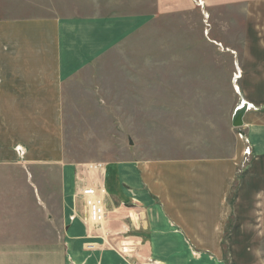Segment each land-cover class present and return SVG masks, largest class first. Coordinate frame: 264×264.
Returning a JSON list of instances; mask_svg holds the SVG:
<instances>
[{"label": "rangeland", "instance_id": "1", "mask_svg": "<svg viewBox=\"0 0 264 264\" xmlns=\"http://www.w3.org/2000/svg\"><path fill=\"white\" fill-rule=\"evenodd\" d=\"M249 1L0 0V19L61 26L62 156L57 164L25 165L24 150L15 147L19 163L0 168V229L20 234L9 240L22 246L26 264L64 251L67 207L85 237L108 242L111 226L90 225L82 198L83 189L104 187L93 174L103 165L221 160L236 164L226 232L238 224L234 213L243 227L261 231H245L238 253L221 247L223 261L264 264V155L245 127H232L244 102L264 99L242 87L250 31L258 36L264 28ZM252 214L259 220L250 222ZM122 242L128 257L130 239Z\"/></svg>", "mask_w": 264, "mask_h": 264}, {"label": "crops", "instance_id": "2", "mask_svg": "<svg viewBox=\"0 0 264 264\" xmlns=\"http://www.w3.org/2000/svg\"><path fill=\"white\" fill-rule=\"evenodd\" d=\"M248 4L264 20V0ZM60 27L49 19H0L1 169L17 164L15 147L24 150L25 165L57 164L62 156ZM260 30L264 33V28ZM262 32L255 36L250 31L241 58L243 92L264 93ZM244 104L249 110L244 113L242 127L253 149L263 156L264 99L250 97ZM253 136L261 141L254 142ZM235 167V162L222 160L103 165L93 174L107 192L105 224L111 226L112 233L108 242L96 240L98 244L91 233L85 237L82 224L70 217L72 210L67 207L64 214L71 227L61 246L64 251L49 256L44 264H141L146 260L155 264H227L221 247L226 245L227 252L238 253V240H245V231L261 235L257 225L243 227L239 213L232 215L238 222L233 232L225 230L231 218L226 197L235 180ZM249 217L250 222L259 220L253 214ZM9 236L20 234L0 229V264H26L24 249L19 243L10 244ZM126 237L131 249L130 255L123 257L118 247ZM243 247L241 244V251ZM30 263L37 264V259Z\"/></svg>", "mask_w": 264, "mask_h": 264}, {"label": "built area", "instance_id": "3", "mask_svg": "<svg viewBox=\"0 0 264 264\" xmlns=\"http://www.w3.org/2000/svg\"><path fill=\"white\" fill-rule=\"evenodd\" d=\"M241 134V133H240ZM241 137L243 135H240ZM107 192L104 187L86 188L82 190L84 210L88 223L93 227L100 228L105 224L106 211L105 199Z\"/></svg>", "mask_w": 264, "mask_h": 264}, {"label": "water", "instance_id": "4", "mask_svg": "<svg viewBox=\"0 0 264 264\" xmlns=\"http://www.w3.org/2000/svg\"><path fill=\"white\" fill-rule=\"evenodd\" d=\"M245 107H248L247 104H243L240 108L235 110L234 115L232 116V127L233 128L239 129L243 126L242 119H243L244 113L247 111V108Z\"/></svg>", "mask_w": 264, "mask_h": 264}, {"label": "bare ground", "instance_id": "5", "mask_svg": "<svg viewBox=\"0 0 264 264\" xmlns=\"http://www.w3.org/2000/svg\"><path fill=\"white\" fill-rule=\"evenodd\" d=\"M246 108V107H245Z\"/></svg>", "mask_w": 264, "mask_h": 264}]
</instances>
